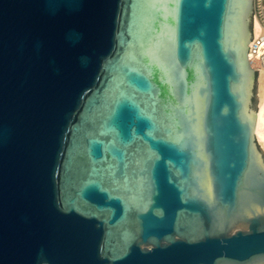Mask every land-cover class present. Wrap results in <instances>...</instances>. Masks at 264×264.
Wrapping results in <instances>:
<instances>
[{
  "label": "water",
  "instance_id": "obj_1",
  "mask_svg": "<svg viewBox=\"0 0 264 264\" xmlns=\"http://www.w3.org/2000/svg\"><path fill=\"white\" fill-rule=\"evenodd\" d=\"M254 3L0 0V264H264Z\"/></svg>",
  "mask_w": 264,
  "mask_h": 264
},
{
  "label": "built area",
  "instance_id": "obj_2",
  "mask_svg": "<svg viewBox=\"0 0 264 264\" xmlns=\"http://www.w3.org/2000/svg\"><path fill=\"white\" fill-rule=\"evenodd\" d=\"M253 19L260 25V31L258 35L253 33V40L249 46V59L257 72V82L259 83V78L262 75L264 77V0H255Z\"/></svg>",
  "mask_w": 264,
  "mask_h": 264
},
{
  "label": "bare ground",
  "instance_id": "obj_3",
  "mask_svg": "<svg viewBox=\"0 0 264 264\" xmlns=\"http://www.w3.org/2000/svg\"><path fill=\"white\" fill-rule=\"evenodd\" d=\"M260 31V25L258 22H254L253 33L258 35ZM257 105L254 110L255 114V136L264 152V77L263 75L259 78L257 87Z\"/></svg>",
  "mask_w": 264,
  "mask_h": 264
},
{
  "label": "snow or ice",
  "instance_id": "obj_4",
  "mask_svg": "<svg viewBox=\"0 0 264 264\" xmlns=\"http://www.w3.org/2000/svg\"><path fill=\"white\" fill-rule=\"evenodd\" d=\"M167 36L169 39L172 38L171 34L166 33V32H162V38L160 40L157 41V47L158 48H162L164 46V40L163 37Z\"/></svg>",
  "mask_w": 264,
  "mask_h": 264
},
{
  "label": "rangeland",
  "instance_id": "obj_5",
  "mask_svg": "<svg viewBox=\"0 0 264 264\" xmlns=\"http://www.w3.org/2000/svg\"><path fill=\"white\" fill-rule=\"evenodd\" d=\"M257 87H258V82L256 84V88H255V96H254V106L256 107L257 105V100H258V97H257Z\"/></svg>",
  "mask_w": 264,
  "mask_h": 264
}]
</instances>
